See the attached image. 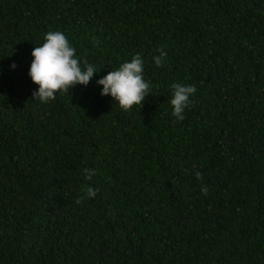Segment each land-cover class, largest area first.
I'll return each mask as SVG.
<instances>
[{
    "label": "trees",
    "instance_id": "16d2710c",
    "mask_svg": "<svg viewBox=\"0 0 264 264\" xmlns=\"http://www.w3.org/2000/svg\"><path fill=\"white\" fill-rule=\"evenodd\" d=\"M55 31L97 72L42 103ZM137 54L126 111L96 81ZM0 264H264V0H0Z\"/></svg>",
    "mask_w": 264,
    "mask_h": 264
},
{
    "label": "clouds",
    "instance_id": "9594fccd",
    "mask_svg": "<svg viewBox=\"0 0 264 264\" xmlns=\"http://www.w3.org/2000/svg\"><path fill=\"white\" fill-rule=\"evenodd\" d=\"M160 54L155 56L154 63L161 66L165 61L167 53L159 50ZM33 60L29 69V76L33 83L39 87L32 93L33 99L42 103L55 99L57 92H69V89L77 84L86 86L97 70L87 61H83L85 67L81 68V61L76 58L75 48L69 45L66 36L59 32H48L42 46L34 47L31 53ZM15 67V64L12 65ZM143 59L137 54L131 61H126L117 70L96 81L97 85H103L100 94L110 95L123 110H129L133 105H142L145 97L150 94V85L143 79ZM173 98L170 103L173 106V115L178 120L184 119V110L189 104V96L196 89L193 85H182L174 83L171 85ZM86 179H91L94 170L84 169ZM199 179L201 174L196 173ZM95 189L88 187L86 195L94 197ZM204 195L208 194L206 187L201 188ZM81 203V198L76 200Z\"/></svg>",
    "mask_w": 264,
    "mask_h": 264
}]
</instances>
